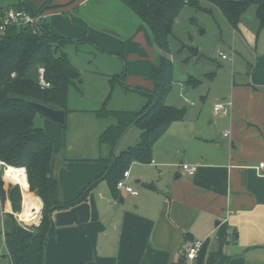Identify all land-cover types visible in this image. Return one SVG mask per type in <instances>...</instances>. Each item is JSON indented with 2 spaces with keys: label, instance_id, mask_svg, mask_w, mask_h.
Instances as JSON below:
<instances>
[{
  "label": "crops",
  "instance_id": "obj_1",
  "mask_svg": "<svg viewBox=\"0 0 264 264\" xmlns=\"http://www.w3.org/2000/svg\"><path fill=\"white\" fill-rule=\"evenodd\" d=\"M47 6L41 21L55 36L70 40L66 50L86 44L99 54L108 48L114 59L122 60L121 73L126 74L122 84L147 99L142 111L147 96L156 91L152 69L159 51L149 29L139 20L132 23L138 25L135 33L126 29L128 38L114 34L118 27L112 14L127 16L128 7L119 0H12L0 5V10ZM248 17L233 31L253 54V67L232 69L229 87L212 96L209 109L172 123L154 145L151 163L135 162L129 167L128 183L139 192L137 196L119 191L107 178L114 149L101 145L100 137L115 123L99 116L97 107L66 114V120L72 117L78 122L72 152L65 129L45 116L36 118L35 125L49 135L60 134L52 141L53 177L62 207L51 215L54 233L46 241L44 257L41 240L34 239L27 264H198V258L187 256L197 241L206 245L202 264H264V168H260L264 163V29H259L256 15ZM217 104H225L227 113H218ZM91 142L100 147L97 155H91ZM183 164L197 165L198 171L190 176ZM2 200L1 236L9 242L7 255L13 264L19 255L7 234L29 233L21 232L10 217L16 214L9 198ZM7 222L10 232L4 227Z\"/></svg>",
  "mask_w": 264,
  "mask_h": 264
},
{
  "label": "trees",
  "instance_id": "obj_2",
  "mask_svg": "<svg viewBox=\"0 0 264 264\" xmlns=\"http://www.w3.org/2000/svg\"><path fill=\"white\" fill-rule=\"evenodd\" d=\"M119 1L131 9L149 29L159 53L152 69V81L156 84V91L147 96L148 103L142 111L134 114L109 112L108 98L96 112L99 116L113 117L116 121L100 137L101 144H110L114 149L107 176L113 180L114 188L133 163L150 164L154 145L172 123L185 119V110L164 103L173 82L172 62L165 53L169 50V39L180 12L186 5L195 4L193 0ZM217 5L234 30H238L244 16L255 7L259 29H264V0H217ZM48 7L40 8L38 13L42 15ZM69 42V39L52 34L49 24L43 20L35 28L13 27L0 36V163L25 169L29 193L35 192L44 205L40 230L34 236L17 232L7 234L19 255L18 264H26L28 250L34 239L41 240L40 253L44 257L46 241L54 233L51 215L62 207L58 198V182L53 177L54 144L44 130L35 125L36 118L44 115L34 109L31 103L68 113L66 106L69 89L76 83H82L81 73L71 63L66 52ZM40 67L46 70L50 89H41L36 82ZM193 80L197 84L201 83L200 80L191 78L188 84L193 85ZM132 125L141 127L140 143L137 147L117 155L115 149L118 142ZM94 184L95 182L90 184L77 201L84 198ZM19 187L11 192L14 213L22 210V193ZM10 217L13 219L14 216ZM205 246L203 244L198 254V264H202Z\"/></svg>",
  "mask_w": 264,
  "mask_h": 264
},
{
  "label": "rangeland",
  "instance_id": "obj_3",
  "mask_svg": "<svg viewBox=\"0 0 264 264\" xmlns=\"http://www.w3.org/2000/svg\"><path fill=\"white\" fill-rule=\"evenodd\" d=\"M11 1L12 0H0V5H9ZM186 1L190 2L191 0ZM193 1L195 2L194 5H186L180 12L169 39V50L165 53L172 62L173 82L172 89L166 96L164 103L167 106L185 110V118L190 115H195L197 110L210 108L209 105L212 104L213 101L212 96L218 95L220 92L222 93L224 86L227 87L229 85V80L232 77V69L235 70L239 66L240 68L246 67L248 71H250L254 63L253 54L248 50L247 45H242V37L235 34L231 25L227 23L221 9L217 5V0ZM125 11L128 17L125 15L118 16L112 14L111 19L114 21V26L118 27V29L114 30V34L126 39L130 36V34H127L129 29L131 34L136 32L138 25L133 26L132 23L135 22L136 24L139 22V19L131 9L128 8ZM255 13V7H252L246 14L247 18H249L248 16H254ZM251 26H253V23H248V28H251ZM146 38H151V35L147 34ZM150 40H153V38ZM152 43H154V41ZM154 47L158 53L159 48L155 44ZM103 49L105 54H99L94 47L86 44L69 46L67 48L66 52L68 57L71 63L81 73L83 82L76 83L70 87L66 106L68 112L81 110L89 111L96 107V109L100 110L108 98H110L107 103L109 112H129L132 114L140 112L142 105L147 102L146 97L136 92L131 93L127 91L128 89L134 90V87H131L129 84H122L126 76L124 72L123 74L121 73L123 70L122 60L118 61L114 59V55L105 50L108 48ZM194 49H198L197 55H194ZM235 50L237 54H235ZM220 52L226 53L231 60L223 61L218 56ZM126 61L131 62L133 60ZM141 62L142 60L137 61L138 64ZM132 67H136L137 69L139 65H132ZM93 71H98L101 74L95 75L92 73ZM191 78L198 79L202 82L197 84L196 81L193 80V85L188 84ZM126 79L127 78H125V80ZM212 80L213 83H211ZM202 97H207V101L204 102ZM188 100H191L193 103H187L186 101ZM109 121L115 123V118L110 117ZM105 124H107L105 127L110 126L109 123ZM36 126L38 127L39 124L37 123ZM77 126L78 122H74L72 117L66 120L65 126H60L62 129H65L64 132L69 138L71 152L76 150L72 147L71 143L75 133L74 131L76 130L75 127ZM44 133L51 140H57L56 136L60 135L56 134V132H50L51 136L46 131H44ZM141 134V127L133 125L119 144L116 154L119 155L122 151L137 147L141 140ZM82 140H84L83 135ZM89 144L92 147L90 150L91 155L94 153L97 155L100 150L98 143L96 145L92 142ZM0 172V184H2L0 193L4 196V200L8 197L11 201V192L20 185L11 182L4 174L6 182L11 184L5 183L2 179V170ZM20 188L24 192V198L21 194L22 210L19 212L20 214L15 213L16 217H13V221L21 232L35 235L36 232L40 230L43 213L39 214L41 217L39 226L27 222H23L24 225L19 221L17 215L19 214L20 218L24 210V202L31 201L35 197L41 198L35 192H32L35 195L28 192V184L27 190H24L21 186ZM3 220L0 210V251L3 252V257L0 258V264H12L10 256L7 255L9 242L5 241L2 238L3 236H1ZM7 223L4 224V227L10 232L12 226L10 223ZM7 233L8 232L5 234ZM35 253H37V250ZM18 263L19 260L18 262L16 260L13 264Z\"/></svg>",
  "mask_w": 264,
  "mask_h": 264
},
{
  "label": "built area",
  "instance_id": "obj_4",
  "mask_svg": "<svg viewBox=\"0 0 264 264\" xmlns=\"http://www.w3.org/2000/svg\"><path fill=\"white\" fill-rule=\"evenodd\" d=\"M42 15L38 13V10H27V9H17V8H6L3 10H0V36L5 34V32L13 27L16 28H24V27H31L35 28L38 24L37 21L41 20ZM219 56L222 60H231L229 59V56L223 52L219 53ZM37 84L40 86L41 89H50L51 84L49 81H47L46 78V70L43 67L38 68L37 72ZM231 105V104H230ZM227 107L225 104H217L215 105V110L218 113H227ZM228 134H225L227 136ZM154 163V162H152ZM2 166V179L5 183L11 184L9 182H6L4 179V174L6 172V169L8 165L1 162ZM260 168H264V163L260 164ZM182 169L184 172H186L188 175L193 176L198 171L197 165H190V164H183ZM130 178V171L127 170L124 172L123 179H121L117 183V189L119 191L126 192L128 194H131L133 196H137L139 192L128 183V179ZM15 185V184H12ZM17 186V185H15ZM19 187V186H18ZM20 188V187H19ZM21 193L23 194L22 189L20 188ZM23 197V196H22ZM4 207V202L2 200V194L0 193V208ZM41 222V219H40ZM4 235V234H3ZM203 246V242L197 241L192 246L190 251L188 252V258L191 260H195L198 257L199 252L201 251V248Z\"/></svg>",
  "mask_w": 264,
  "mask_h": 264
},
{
  "label": "bare ground",
  "instance_id": "obj_5",
  "mask_svg": "<svg viewBox=\"0 0 264 264\" xmlns=\"http://www.w3.org/2000/svg\"><path fill=\"white\" fill-rule=\"evenodd\" d=\"M5 177L11 182L19 184L24 190H27V174L25 169L9 166L6 169ZM40 202L41 200L37 197L31 201L24 202V210L20 215V220L35 226L40 225Z\"/></svg>",
  "mask_w": 264,
  "mask_h": 264
},
{
  "label": "water",
  "instance_id": "obj_6",
  "mask_svg": "<svg viewBox=\"0 0 264 264\" xmlns=\"http://www.w3.org/2000/svg\"><path fill=\"white\" fill-rule=\"evenodd\" d=\"M218 1H220V0H218ZM40 23H41V20L39 19L37 21V24L39 25ZM109 33H111V32H109ZM194 52H195L194 55H197L198 54V49H194ZM31 106L34 109H36L40 114H42L45 117H47L48 119L52 120L56 124H58L60 126H64L65 125V123H66V112L65 111H63V110H56V109L50 108V107H48L46 105H42V104H39V103H31ZM128 130H129V128H128ZM127 131L122 135V138L127 133ZM119 144H120V141L118 142V146H119ZM118 146L115 149V153L117 151ZM40 203H41L40 204V207H41L40 208V212L42 213L43 212L44 205H43V202L42 201Z\"/></svg>",
  "mask_w": 264,
  "mask_h": 264
}]
</instances>
